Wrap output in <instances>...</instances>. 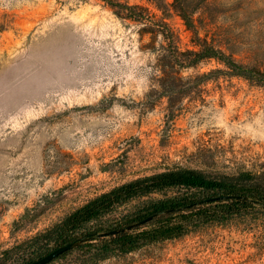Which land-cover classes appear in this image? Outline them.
Returning <instances> with one entry per match:
<instances>
[{
	"label": "rangeland",
	"instance_id": "374dc122",
	"mask_svg": "<svg viewBox=\"0 0 264 264\" xmlns=\"http://www.w3.org/2000/svg\"><path fill=\"white\" fill-rule=\"evenodd\" d=\"M116 1L142 18L103 0H0V264H27L4 252L136 178L264 172V84L220 72L189 85L227 69L178 70L168 57L198 50V36L264 72V0H188L190 29L174 0ZM99 264H264V217Z\"/></svg>",
	"mask_w": 264,
	"mask_h": 264
},
{
	"label": "trees",
	"instance_id": "16d2710c",
	"mask_svg": "<svg viewBox=\"0 0 264 264\" xmlns=\"http://www.w3.org/2000/svg\"><path fill=\"white\" fill-rule=\"evenodd\" d=\"M103 1L119 15L137 21L142 18L137 14V7L116 0ZM153 1L164 10L165 4L161 0ZM173 7L187 27L194 28V9L188 0H174ZM162 24L166 25L165 22ZM195 39L198 50L168 54L178 70L194 68L208 60L220 62L227 70H214L189 78V85H201L220 72L264 84V72L260 69L239 64L222 50L201 41L200 37ZM184 80L176 71L173 81ZM130 205L132 207L126 213L116 216ZM157 212L163 214L142 227L115 236H102ZM259 215L264 217V172L226 174L176 167L136 178L96 196L44 232L6 250L4 255L16 253L21 260L30 263L48 254L52 247L87 238L86 243L50 264H99L150 244L181 239L207 226H225Z\"/></svg>",
	"mask_w": 264,
	"mask_h": 264
},
{
	"label": "water",
	"instance_id": "95a60500",
	"mask_svg": "<svg viewBox=\"0 0 264 264\" xmlns=\"http://www.w3.org/2000/svg\"><path fill=\"white\" fill-rule=\"evenodd\" d=\"M162 214L163 213H161V212L154 213V214L150 215L149 217H147V218H145V219H143L137 223H133V224L127 225L125 227L114 229L112 231H109V232L102 234V236L103 237L115 236V235H118V234L123 233V232L132 231L136 228L142 227V226L154 221L156 218L160 217ZM87 241H88L87 238H78L72 242H68L66 244L60 245L59 247L52 250L51 252H49L45 256H43V257H41L35 261H32L30 263H27V264H50L51 262H53L54 260H56L60 256L68 253L69 251H72L73 249H76L77 247L86 243Z\"/></svg>",
	"mask_w": 264,
	"mask_h": 264
}]
</instances>
